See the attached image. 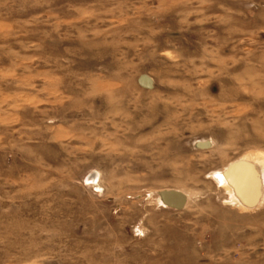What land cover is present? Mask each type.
<instances>
[{
    "label": "rangeland",
    "instance_id": "374dc122",
    "mask_svg": "<svg viewBox=\"0 0 264 264\" xmlns=\"http://www.w3.org/2000/svg\"><path fill=\"white\" fill-rule=\"evenodd\" d=\"M263 180L264 0H0V264H264Z\"/></svg>",
    "mask_w": 264,
    "mask_h": 264
},
{
    "label": "bare ground",
    "instance_id": "6f19581e",
    "mask_svg": "<svg viewBox=\"0 0 264 264\" xmlns=\"http://www.w3.org/2000/svg\"><path fill=\"white\" fill-rule=\"evenodd\" d=\"M247 164L248 165V167L250 168V170H251V168H253L254 169V171L255 172H258V173H260V174H262L263 175V172L261 171V167H259L260 166V163H258L257 161H250V163L248 164L247 162H235V164L234 163H232V164H230V165H236V164ZM254 164H255V166H254ZM240 165H238V167H239ZM256 166L257 167H259L260 169H257L256 168ZM253 169H252V171H253ZM236 171H238L239 169L237 168V169H235ZM229 173H227V175H225L224 173H221V175H220V178H221V180H222V182H223V185H224V187H226V189L229 191V193H230V195H231V197L233 198V199H236V200H238L239 202H243V200H242V196H241V194L238 192V190L235 188V186L233 185V183L230 181V179H229ZM264 181V180H263ZM261 183H263L264 184V182H261ZM263 184H261L258 188H259V193H260V195L261 194H263L264 193V186H263ZM262 196V195H261ZM260 199H261V197H260Z\"/></svg>",
    "mask_w": 264,
    "mask_h": 264
},
{
    "label": "water",
    "instance_id": "95a60500",
    "mask_svg": "<svg viewBox=\"0 0 264 264\" xmlns=\"http://www.w3.org/2000/svg\"><path fill=\"white\" fill-rule=\"evenodd\" d=\"M138 82L140 83V85H142L143 87H147V88H151L152 87V79L151 78H149L147 75H141L140 77H139V79H138ZM235 164V163H234ZM229 165L226 169H225V171H224V174L225 175H227V173H230L232 170H235V169H237L238 168V165H240L241 167L242 166H244V167H247L248 169H249V167H248V165L247 164H236V165ZM239 166V167H240ZM256 195H257V191H256ZM257 197L258 196H256V199H257ZM166 198L168 199V201L170 202V203H178V204H180V202H181V196H180V194L179 193H177V192H170V193H167L166 194ZM254 203H255V200H253L252 202H248V203H246L247 205H249V206H253L254 205ZM257 203V202H256Z\"/></svg>",
    "mask_w": 264,
    "mask_h": 264
}]
</instances>
